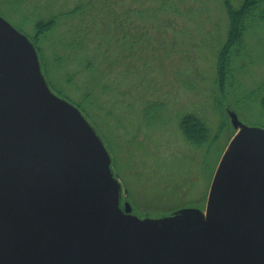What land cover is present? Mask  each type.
Here are the masks:
<instances>
[{"label":"water","instance_id":"1","mask_svg":"<svg viewBox=\"0 0 264 264\" xmlns=\"http://www.w3.org/2000/svg\"><path fill=\"white\" fill-rule=\"evenodd\" d=\"M236 133L204 210L139 218L81 113L0 16V264H264V128Z\"/></svg>","mask_w":264,"mask_h":264},{"label":"rangeland","instance_id":"2","mask_svg":"<svg viewBox=\"0 0 264 264\" xmlns=\"http://www.w3.org/2000/svg\"><path fill=\"white\" fill-rule=\"evenodd\" d=\"M101 1L93 0V8L86 14L91 24L95 16L102 19L103 15L98 13V9H104L106 4L101 6L98 4ZM228 1L235 8L240 6V0ZM26 2L27 5L19 8L20 13L0 7V16L29 38L34 37L51 88L68 96L84 110L111 158L110 167L123 186V198L132 205L135 215H158L177 207L204 206L213 172L233 133L228 123V112L235 113L243 125L264 128V116L256 110L259 108L256 94L251 102L237 105L233 101L234 94L243 96L251 89L259 90L260 84L262 91L259 95L264 97V24L259 27L252 24V28L245 31L243 59L234 62L237 65L234 69L238 85L219 94L215 91L213 79L216 73V48L219 46L216 41L223 43L226 39V7L222 0H185L184 4L171 0L180 12L170 16L158 12L163 0H127L126 6L159 13L158 31L150 28L149 21L141 24L152 39L159 37L161 43H153L155 49L148 50V61L141 68L140 78L122 73L119 76L112 74L105 96L100 88H95V92L101 95L95 102L101 105L98 108L96 104L83 101L82 94L74 87V79L78 80L79 77L75 76L73 81L67 78V73L76 74V63L68 60L53 67L54 51L63 54L69 51L55 49L51 45L59 39L66 40L69 26L60 19L45 31L42 39L34 33L33 22L21 18V15H25L26 6L32 13L45 18L53 11L45 5L46 2L54 3L55 11L59 5L64 12L73 8L78 0ZM168 18L172 20L173 27L165 26ZM103 20L106 21L105 17ZM95 41L92 38L85 46L87 53L95 52ZM132 57L128 62L136 63ZM156 84L159 85L160 94L151 91L150 86ZM144 101H157L159 105L164 102L163 122L166 123L161 125L155 118L144 120L140 111L144 108ZM215 101L220 103L221 111L216 108ZM121 102L124 106L116 108ZM107 110L110 116H106ZM187 114H197L212 133L220 123L224 124L225 129L211 147L195 148L179 131L178 122ZM161 116L162 112L158 113V117ZM140 121L142 124L159 125L160 129L148 131L139 125L138 131Z\"/></svg>","mask_w":264,"mask_h":264},{"label":"trees","instance_id":"3","mask_svg":"<svg viewBox=\"0 0 264 264\" xmlns=\"http://www.w3.org/2000/svg\"><path fill=\"white\" fill-rule=\"evenodd\" d=\"M26 1L27 0H0V7L8 8L9 11L13 9L20 13L19 8H21L23 4L27 5ZM92 1L93 0H78L77 3H74L75 6H72L73 8L64 12H62L64 8L59 7V5L57 11H55V4L46 2V4H44L53 11L45 18L39 16V14L32 13L29 7L26 6L27 10L25 11V15H21V18L33 22L34 33L39 38L44 36L45 31H48L49 27L57 24V21L59 22L60 19H63L60 22L66 23V25L69 26L67 31L68 37L66 36V40H57L51 46L55 49L67 50L69 53L66 52L63 54L60 51H54L53 67H57L64 61L69 62L68 60H70V63H76L78 68V70L75 71L76 74L73 72L67 73V78L69 81H73L75 76L79 77L78 80L74 79L73 84L82 94V100L90 105L96 104L99 108L101 105L95 102L98 101L97 98H100L101 95L95 92V88H97V90L100 88L102 95L104 94L103 96H105L108 93L107 91L112 74L119 76L122 73V75L126 74L127 76L132 75L140 78L139 74L141 75V68L144 67V65L147 64L145 62L148 61V50L155 49L153 43H157L158 41L159 44L161 43L159 37H154V39H152L146 27L143 25L144 22L149 21L150 28H153V31H158L160 27V12L170 16L180 11L177 5L171 3V0H163V5L158 11L159 13L154 10H145L143 12L134 7L126 6L127 0H102L98 3L101 4V6L106 4L104 7L105 10L103 8L98 9V13L103 15L102 19L95 16L93 18V24H91L86 14L93 8H91L94 4ZM174 1H177L179 4H184L185 2V0ZM222 4L226 7V39L221 43L217 40L218 38H216V42H219V46L216 48V73L213 79L215 91H218L219 94L226 93L227 90H231L232 88L234 89L235 84L236 86L238 85L235 80L234 69V67L237 68V65H235L234 62L243 59V39L245 31L252 28V24L257 27L264 24V0H240V6L236 8L233 7L228 0H222ZM186 10L188 11V9ZM104 17L106 21L103 20ZM94 22H97V24ZM164 24L170 27L174 25L170 18H168ZM157 34H159V32H157ZM92 38L96 39L93 45L95 47L93 51L95 50V52L87 53L85 46L88 45ZM30 40L34 44V37H31ZM35 47L39 53L38 47L36 45ZM131 57L134 58L133 61L136 63L132 61L128 62ZM141 63L143 66H141ZM150 88H152L151 91L153 93L160 94V90H158L159 85H152ZM258 89L259 90L251 89L252 92L249 91L243 96L234 94L233 101L237 105H241L243 102H251L253 96L256 94L259 107L256 110L259 115L264 116V97H260L259 95L262 91V84L258 85ZM59 95L71 101L68 96ZM121 101L123 102L122 99ZM122 102L116 108L121 107L123 105ZM143 103H145L144 108L140 111L144 120L148 121L151 118H155V121H160L161 125H163L162 123H166L163 122L165 120L163 117V112L165 110L164 102L163 105L161 104L162 106L157 104V101L153 103L144 101ZM73 104L84 112L78 103L73 102ZM215 106L218 111L222 110L218 101H215ZM161 112L162 116L160 118L158 117V113ZM105 114L106 116H110L108 110L105 111ZM170 119L171 117H169V120ZM178 124L179 131L184 139L195 148H200L202 146L211 147L225 129L224 124L220 123L216 131L212 133L205 127V122H202L197 114H187L183 116ZM137 125V130L140 128L139 125L148 131L160 129L159 125L142 124L141 121Z\"/></svg>","mask_w":264,"mask_h":264}]
</instances>
